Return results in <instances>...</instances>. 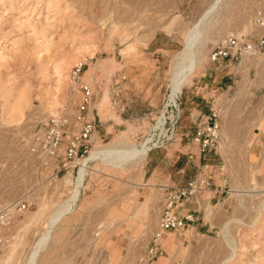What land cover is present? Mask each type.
Returning a JSON list of instances; mask_svg holds the SVG:
<instances>
[{"label":"rangeland","instance_id":"rangeland-1","mask_svg":"<svg viewBox=\"0 0 264 264\" xmlns=\"http://www.w3.org/2000/svg\"><path fill=\"white\" fill-rule=\"evenodd\" d=\"M213 2L0 0V215L7 213L0 224V264L26 263L90 154L64 168L61 154L42 161L31 150L51 117L62 119V141L77 132L80 83L92 91L87 116L96 129L90 151L121 145L150 149L165 141L164 115L176 116L170 108L164 111L170 99L180 108L178 127L174 138L148 150L145 160L118 166L89 160L66 216L81 214L52 249L50 244L42 249L36 264H223L232 246L234 255L224 264H264V160L251 155L264 127V49L231 62L209 60L211 48L227 36L252 43L264 37V0H222L205 16L199 61L177 76L180 89L173 93L174 72L184 62L178 53ZM78 66L79 85L72 78ZM194 108L218 114L221 157L214 175L227 190L223 217L209 232L168 231L160 252L147 259L165 192L151 183L155 175L149 180L145 174L146 160L180 137L188 142ZM189 175L188 169L182 180Z\"/></svg>","mask_w":264,"mask_h":264},{"label":"built area","instance_id":"built-area-1","mask_svg":"<svg viewBox=\"0 0 264 264\" xmlns=\"http://www.w3.org/2000/svg\"><path fill=\"white\" fill-rule=\"evenodd\" d=\"M256 49H264V37H260L255 43L247 40L240 39L236 36H227L221 39L209 51V60L212 62L221 61H235L241 59L246 53H252ZM80 67L74 68L72 71V78L75 83L79 85ZM78 82V83H77ZM79 88L83 91V99L78 105L77 120L80 121V127L75 134L65 141L63 140L62 119L59 116L51 117L45 130L42 141H33L31 150L42 161L47 157L58 156L61 154L63 158L62 166L64 168L74 167L78 164L80 157L87 154L90 149L91 135L96 129V122L94 119L87 116L91 101L92 91L87 84L80 83ZM168 102V101H167ZM165 103L164 111L167 112L168 108L172 113L175 112L176 116L171 115L165 117L162 122L164 130L162 136L165 141H156L151 145L159 147L170 142L174 138V130L177 129V122L179 120L180 108L175 106L174 103ZM163 111V114H164ZM217 111L213 108L209 109V113L204 115L194 132L195 139L199 144V149L202 153L215 150L219 145L220 133L219 122L217 119ZM149 149V150H150ZM45 164V162H43ZM210 186V179L194 178L183 187L172 188L168 191L164 198L162 210L159 216L158 228L153 234L149 245L147 246L146 253L148 258H154L160 252L161 241L167 236L168 231L182 232L187 230V221H190L191 215L186 214L180 216L177 214V205L181 199L190 195L196 194L204 187ZM24 206V205H22ZM7 213L3 212L0 215V224H4L7 220Z\"/></svg>","mask_w":264,"mask_h":264},{"label":"crops","instance_id":"crops-1","mask_svg":"<svg viewBox=\"0 0 264 264\" xmlns=\"http://www.w3.org/2000/svg\"><path fill=\"white\" fill-rule=\"evenodd\" d=\"M203 116L199 109L194 108L191 112L189 129L185 135L188 142L182 144L179 141L180 137L178 142L163 147L159 154L157 151L151 152L146 160L145 174H148L149 180L155 175V180L151 183L163 187L164 198L170 189L183 187L194 178L210 179L209 187H204L198 193L181 199L177 205L178 215H191L192 219L186 222L187 230L191 234L209 232L218 226L223 217L224 197L227 192L224 184L219 180L216 181L214 175L221 157L218 147L215 150L202 153L194 136L197 124ZM251 155L264 160V127L257 132ZM172 164H176L174 168L175 180L171 178ZM188 169L190 175L182 180L184 172Z\"/></svg>","mask_w":264,"mask_h":264},{"label":"bare ground","instance_id":"bare-ground-1","mask_svg":"<svg viewBox=\"0 0 264 264\" xmlns=\"http://www.w3.org/2000/svg\"><path fill=\"white\" fill-rule=\"evenodd\" d=\"M221 1L222 0H214V2L203 13V15L201 16L198 23L196 25H194L192 29L189 30V32L185 38V48L181 52L178 53V56L182 57L184 62L181 65H178L177 70L175 68L176 71L174 72V77L175 76L177 77L181 73L185 72L184 70H187V72L192 70L196 66V64L198 63L199 56L201 54H199V51L197 48L198 47L197 43L204 38L203 32L205 31L204 29H206V28H204V22H207L204 20V18L209 12H211V10H213L215 7H217V5ZM203 20H204V22H203ZM207 20H208V18H207ZM206 24H205V26H206ZM210 24H211V22H210ZM180 78H182V76ZM180 78L177 77L175 79V81L172 78L173 79L172 84L174 81V84L172 85L173 93L178 92L180 89V84H181ZM174 102H175L174 100L171 101V99H170L167 103H174ZM148 150H149V147H146L145 145L142 146L141 148H137L133 145H125V146L121 145V146L104 147L102 149H94L91 151L89 150V152H90V154L88 152L89 156H87L86 158L83 157L84 158V159L82 158L83 161L81 162V164L79 163L80 167L78 170V175L75 179V187H74L71 195L69 196L68 200L65 203L58 206L56 208V210L53 212L51 218L48 221L47 228L39 236L37 241L34 243L32 248L30 249V255L28 254L29 258L25 264H36L37 258H38L37 261H41L42 254L44 253V251L47 250V249H43V248L46 245L48 246V244H50V246H48L49 247L48 249H52L54 242L58 241L63 236V234L67 230L70 222L73 219L79 217V215L81 214V213L74 214L71 217L66 216L69 211L73 210V209L71 210V208L75 204V201L77 200V198L80 194V188L83 186L85 175H87L89 172V168L87 165V162L89 160H94V159H100L102 161L107 160V161H109L108 163H111V165L118 166L119 163H121L123 161L125 162L128 159L133 160V159L138 158L139 160H145L147 157V154H148L147 153ZM104 164H106V163H104ZM68 180H69V178H68ZM123 221H126V219H124ZM105 224L108 225V224H110V222H107ZM103 226H101L100 228L104 229L105 226L104 227ZM103 231H106V229L101 230V232H103ZM226 232H227V227L225 226L223 228V233L226 234ZM98 233L99 232L97 231L96 234L99 235ZM233 255H234V246L231 247V252L227 255V257L225 258V262H223V264L226 263V261L230 260ZM64 264H67V262H64ZM70 264H72V263H70Z\"/></svg>","mask_w":264,"mask_h":264}]
</instances>
